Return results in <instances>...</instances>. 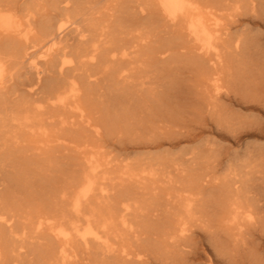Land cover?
Instances as JSON below:
<instances>
[{
	"label": "rangeland",
	"instance_id": "374dc122",
	"mask_svg": "<svg viewBox=\"0 0 264 264\" xmlns=\"http://www.w3.org/2000/svg\"><path fill=\"white\" fill-rule=\"evenodd\" d=\"M163 2L141 0L157 20L127 32L121 80L60 104L1 80L0 264H264V0Z\"/></svg>",
	"mask_w": 264,
	"mask_h": 264
},
{
	"label": "bare ground",
	"instance_id": "6f19581e",
	"mask_svg": "<svg viewBox=\"0 0 264 264\" xmlns=\"http://www.w3.org/2000/svg\"><path fill=\"white\" fill-rule=\"evenodd\" d=\"M191 1L192 0H175L173 5H169L166 2L163 3L165 5V9H167L169 13L176 15L178 12L181 13L182 7L186 4H190ZM244 2L247 3L246 1ZM153 6L154 3L150 5V8L153 9ZM109 9H113V13L108 19L105 30H102V22L104 21V17ZM2 10L4 13L9 15L12 13L16 14L21 10L27 29L22 36L0 34V82L4 78L8 77L9 81L12 82L10 87L13 86V91L18 90L25 93L29 92L31 95L41 97L48 102L54 101L57 104L64 102L70 92L77 93L82 91L79 83L80 79H83L84 83L87 84H98L102 79L104 80L110 77L115 79L112 74L117 73L118 71L119 74L121 73V80V78L124 77V72L121 71L120 68L123 63L129 61L130 59V53L127 48L129 41L127 32L130 31L129 29H135V26L137 27L140 24V20L143 17L149 16L152 23L157 20L155 11H150V13L149 11L144 12L145 9L141 0H0V12ZM154 25L155 24H153V26ZM238 43H240V41ZM108 62L112 64L109 69L106 65ZM29 75L35 76L34 81H29ZM192 81L193 80H191V82ZM189 84L192 85V83ZM98 87H100V85H98ZM85 88L87 89V87ZM191 89L193 88L191 87ZM87 91H89V89ZM102 96V101L106 103L107 101L104 100L107 99V97L104 90L102 91ZM10 98L11 95L7 96L8 100H10ZM202 98L204 97H201L200 99ZM14 100L15 99H13V101ZM107 117L108 113L106 112L105 119ZM195 154H197V152ZM12 167L11 169H13ZM255 183L256 182L254 181V185ZM89 191H91L90 187L83 188L77 200L80 201L81 199L88 197ZM251 194H254V192ZM238 216L239 213L235 212L232 217L233 223L237 222V219L239 218ZM0 221H4L3 218H0ZM216 253L218 254V252ZM242 255H244V253ZM252 260L250 259V262ZM226 261H228V259Z\"/></svg>",
	"mask_w": 264,
	"mask_h": 264
}]
</instances>
